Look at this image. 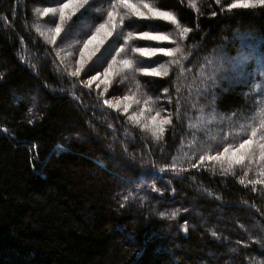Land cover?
Wrapping results in <instances>:
<instances>
[{"label": "trees", "instance_id": "1", "mask_svg": "<svg viewBox=\"0 0 264 264\" xmlns=\"http://www.w3.org/2000/svg\"><path fill=\"white\" fill-rule=\"evenodd\" d=\"M103 2L106 10L123 8ZM146 2L189 31L181 38L175 26L127 20L123 37L176 36L163 46L137 39L130 54L135 47L178 51L120 70L121 83L101 96L104 88L88 80L108 70L114 50L72 73L105 22L104 8L86 14L82 29L65 28L52 46L37 33L40 0H0V264H264V184L247 183L264 179V143L252 138L251 161L223 175L219 163L200 160L237 148L264 119V71L254 73L256 60L244 64L251 77L239 85L230 63L250 47L264 63V6ZM161 65H169L167 76L141 73ZM125 96L139 101L143 115H171L163 139L104 103Z\"/></svg>", "mask_w": 264, "mask_h": 264}, {"label": "snow or ice", "instance_id": "2", "mask_svg": "<svg viewBox=\"0 0 264 264\" xmlns=\"http://www.w3.org/2000/svg\"><path fill=\"white\" fill-rule=\"evenodd\" d=\"M255 3L264 5V0H254ZM88 0H68V3L62 4V7L59 9V20L60 24L57 25L54 29L55 34L59 35L61 32V25L65 22L66 19H71L70 16H67V10L70 8H79L82 7L83 5L87 4ZM118 4L122 6L126 11L123 15H120L117 13L116 8L117 4L112 5V10H109L107 12V20L100 24V26L96 29L95 33L90 36V38L87 40V42L84 44V50L88 51L89 46L91 45H99L102 44L104 41V38L111 36L113 31L117 27V17L119 16L120 23L123 24V21L125 17H132L135 16L138 19H143V20H154V19H160L165 22L175 24L177 27L178 21L176 17L167 11H161L158 8L153 7L151 4L147 3L146 0H139V3H132L130 0H118ZM253 0H236L235 3L229 4L230 9H247L252 7ZM37 11H39L37 9ZM55 10L51 8H46L44 9V12L41 13V15L47 16L49 13H53ZM85 22L83 21V17L77 18V21H74L73 24L69 28V32L73 31L74 29H77L80 27L82 29V26ZM189 29L184 28L181 32V34L188 32ZM140 37L149 40V41H167L169 40V37L167 35H162L159 33H154L152 31H143L140 33ZM128 38H132V33H128ZM53 41H55V36L52 37ZM98 50V47L96 48ZM133 51L142 54L143 56H155L156 53H165L166 55L172 56L174 55L175 51L171 48H163V47H151V48H144V47H135L132 49ZM94 54L93 53H90ZM248 59V55H241L237 58H234L233 60H230V63L232 65L231 71L234 73L242 74L243 73V65L245 61ZM171 63L176 64L179 63L177 60L171 61ZM222 64H223V58L221 57L218 60L217 63V68L222 70ZM124 66L126 68H130L132 66L131 61L125 60L124 61ZM81 69H76L75 72L72 73L73 76H78L79 72ZM110 72V69L108 70ZM144 71H148L147 68L144 69ZM151 73L154 76H161L167 74V69L164 68L163 65H161L160 69L157 68H152ZM107 74V73H106ZM93 79H96V77H93ZM87 86H90L88 84ZM215 82L213 81L210 87H214ZM125 100H128L129 97H125ZM104 103L108 105L109 107L112 108H119L120 107V102L117 101L116 103H113L112 101L105 100ZM139 103V101H137ZM128 107H130L129 104L124 105V111H127ZM143 113H141L142 115ZM264 115V114H262ZM157 117H160V111H156V115L151 117L153 120V128H152V135L157 139H163V133L165 132V125L171 123V115L161 118L157 120ZM130 120H133L135 123H139V119L136 118V116L129 117ZM258 130L264 131V119L261 120V123L259 125V129L257 127H252L251 129V134L250 138L244 140L242 143L239 144L237 148H233L232 145H229V147H225L223 149V153H217L216 155H208V156H201L200 160L203 162L205 159L208 161H213L216 163L220 164V167L222 169L221 174H225L226 171H230L233 168V164L241 165L244 166V161L245 159H248L251 161L252 156H253V151H252V145H253V139L254 137L257 136ZM264 139V137H262ZM259 148L261 150V158L264 159V144H260ZM231 150V156L230 158L227 159V169L225 170L224 165H225V160L227 157V154H229ZM195 167V165H193ZM246 175V173H245ZM241 184H245V179H240L239 181ZM247 183L253 185V190H255V185L257 183L264 184V179H259V180H249ZM175 215V213H173ZM215 235V233H213Z\"/></svg>", "mask_w": 264, "mask_h": 264}, {"label": "rangeland", "instance_id": "3", "mask_svg": "<svg viewBox=\"0 0 264 264\" xmlns=\"http://www.w3.org/2000/svg\"><path fill=\"white\" fill-rule=\"evenodd\" d=\"M40 1H41V5H40L41 9L38 11L37 16L42 22H41L40 25H38L37 33L39 35H42L45 38V40L47 42H49L48 44H51L52 46H54L57 43V41H58L57 39L60 36L61 32L64 31L65 28L71 26L74 21H77V18L84 17L86 14H88V15L97 14L98 12H100L102 10V8H104V12L102 13V16H104V15L106 16V19H105V21H106L107 18H108L107 17V12L109 10H112L111 7L108 8V10H106V7H105L106 4H105V2H103L104 0H88V3L83 5L82 7L70 8V9L67 10V16H70L71 19H66L65 20L63 25H61L60 34L56 35L54 29H55V27L57 25L60 24L59 9L62 7V4L68 3V0H56V1H59L60 4L58 6H56V8H52L55 11L53 13H49L47 16L41 15V13L44 12V9H46L48 7H44L42 5V1L43 0H40ZM232 2L235 3L236 0H232ZM132 3H137V2H132ZM49 4L50 5H48V6H53L52 3H49ZM256 6L259 7V6H264V5L257 4L253 0L252 7H250V8H253V7H256ZM123 9L124 8H122L121 10L123 11ZM121 10H120V8L116 9L117 13H119L120 15H123ZM100 15H101V12H100ZM134 19L143 20V19H138L135 16H132L130 18L126 17L124 19V21H123V24L125 22H127V20L132 21ZM147 21H153V20H147ZM154 21H158V22H161V23H165L167 25L175 26L177 28L178 32L180 33L181 38H185L186 33L181 34L183 29L180 28V27H177V25L165 22V21L160 20V19H154ZM123 24L120 23L119 16H118L117 17V27L113 31L111 36H108V37L104 38V41H103L102 44L89 46L88 51H85V50L83 51L84 46H82L81 53L79 52L78 55H77V59H76V62H75V71L78 68L79 69H83L88 64V62L91 59L95 58L98 54H100L102 51H104L105 48L110 47V49L114 50V55L112 56L113 59L111 60V63H109V65H108L109 67L107 68L108 70L110 69V72L108 70H106L105 72H99V73L98 72H94L92 75H93V77H96V79H93V77H91L88 80L89 84L92 85L94 88H96V89H99L100 87L104 88L103 91H102V95L101 96H104V93L107 90L110 93V90L112 88H114V84H116L118 82L121 83V80L123 79V77L121 75H119L120 74V70H124V71H126V70H129V71L130 70H134L136 68H140L139 66H140L141 62L145 61L143 58L152 59V58H156V57L161 56V55H165V53H156L155 56H143L142 54L137 53V52H135L133 50H131L132 54H130L128 52V50L130 49L129 45H131L132 42H135V40L138 39L139 41L144 40V41H148V42H154V43H157V44L163 46V44H170L171 42H174L176 40V36L175 35H169V34L167 35L169 37V40H167V41H149V40H145V39L141 38L140 35H135V34H132V38L129 39L128 36L123 37V35L120 33ZM162 35H165V34H162ZM53 36H55V41H53V39H52ZM121 42H123L122 47L120 46V44H122ZM61 44H62L61 46H64V45H67L68 43L66 44V42L64 41L63 43L61 42ZM71 45L72 44H70V46ZM73 46H75V45H72L71 48H74ZM97 47H98V50H96ZM93 52H94V54L90 55V53H93ZM247 55H248V59L245 61V63H244L245 65H247L248 63L251 64V63H253L254 60H256V63H255L256 68H255L254 73H257L259 70L264 71V63L261 60L262 58L258 59L257 51L254 49V47H250L249 48V52L247 53ZM110 56H111V54H110ZM125 60L131 61L132 66L130 68H126L124 66V61ZM163 66H164L165 69H167V74L166 75L162 74L161 76H158V77H164V76H167L169 74V65L168 66L163 65ZM160 68H161V66L158 69H160ZM261 68H263V69H261ZM141 73H143L145 75H149V76H154L151 73V71H147V72L146 71H142ZM250 77H251L250 73L248 72L246 74L244 72V69H243V73L242 74L236 73V75L233 78L232 82L233 83L236 82L239 85L240 84H244L248 79H250ZM113 91H114V89H113ZM110 94H112V93H110ZM105 95H107V94H105ZM125 97H112V98H108L107 100L112 101L113 103H116L117 101H119L120 102V107L119 108H114V109L119 110L123 115H126L128 117V119H129V117H132V116L135 115L136 118L139 119V121L140 120L145 121L146 126L152 132L153 126L149 125V124H152L153 120L151 119V117L155 116V114H153V115H149V114L143 115L142 114L141 115V112L137 111V106H136L137 105V100L132 99V100H134L132 102L130 98L128 100H125L124 99ZM259 103L261 104L262 107L264 106V100H260ZM125 104H129L130 105V107H128L127 111H124V105ZM146 111H147V109H146ZM161 118H163V117H161V116L157 117V120H159ZM131 121H133V120H131ZM256 137L259 138L258 139L259 142L264 143V139L260 138V136H258V135ZM253 142H255V139H253ZM227 156L230 158L231 154H228Z\"/></svg>", "mask_w": 264, "mask_h": 264}]
</instances>
